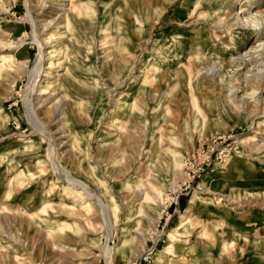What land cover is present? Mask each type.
<instances>
[{"label": "rangeland", "instance_id": "rangeland-1", "mask_svg": "<svg viewBox=\"0 0 264 264\" xmlns=\"http://www.w3.org/2000/svg\"><path fill=\"white\" fill-rule=\"evenodd\" d=\"M108 257L264 264V0H0V264Z\"/></svg>", "mask_w": 264, "mask_h": 264}, {"label": "bare ground", "instance_id": "bare-ground-1", "mask_svg": "<svg viewBox=\"0 0 264 264\" xmlns=\"http://www.w3.org/2000/svg\"><path fill=\"white\" fill-rule=\"evenodd\" d=\"M41 60H42V54H40V55L38 56V64H40V63L42 62ZM37 69H38V68H37ZM37 71H38V70H37ZM236 91H237V90H236ZM62 117H63V116H62ZM56 165H57V163H56ZM66 175H67V174H66ZM66 177H67V179H68L69 181H71L74 185L76 184V186H79L80 188H81V187H82V188H85V185H83L81 182H80V183H79V182H78V183H77V182L75 183L76 180H73L72 178H70L69 175L66 176ZM87 188H88V187H87ZM88 190H89V189H88ZM89 196L91 197V195H89ZM93 196H94V195H93ZM96 197H97V196H96ZM96 201H97V204H99V205L102 204L101 201H100V199H99L98 197L96 198ZM99 205H98V206H99ZM100 208H101V206H100ZM103 209H104V207H103ZM103 209H102V210H103ZM104 211H105V210H104ZM194 246H195V245H194ZM194 246H193V247H194ZM171 247H172V246H171ZM191 249H192V248H191ZM193 249H194V248H193ZM195 251H196V250H195ZM190 253H192V252H190ZM190 253H189V254H190ZM108 258H109V257H108ZM112 261H113V260H112ZM112 261H111L110 258H109V260H108L107 263H108V264H113Z\"/></svg>", "mask_w": 264, "mask_h": 264}]
</instances>
